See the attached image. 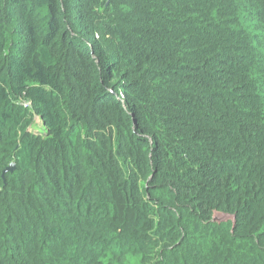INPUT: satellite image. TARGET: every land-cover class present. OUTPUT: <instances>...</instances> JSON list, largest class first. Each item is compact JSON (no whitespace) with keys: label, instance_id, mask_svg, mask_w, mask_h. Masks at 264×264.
<instances>
[{"label":"trees","instance_id":"trees-1","mask_svg":"<svg viewBox=\"0 0 264 264\" xmlns=\"http://www.w3.org/2000/svg\"><path fill=\"white\" fill-rule=\"evenodd\" d=\"M0 264H264V0H0Z\"/></svg>","mask_w":264,"mask_h":264},{"label":"water","instance_id":"water-1","mask_svg":"<svg viewBox=\"0 0 264 264\" xmlns=\"http://www.w3.org/2000/svg\"><path fill=\"white\" fill-rule=\"evenodd\" d=\"M14 169V165L13 163H11L7 168L4 169L3 171V174L5 172H12ZM2 174V175H3ZM233 216H229V215H226V214H222V213H215L214 216H213V220L215 221H225L227 219H232Z\"/></svg>","mask_w":264,"mask_h":264},{"label":"rangeland","instance_id":"rangeland-1","mask_svg":"<svg viewBox=\"0 0 264 264\" xmlns=\"http://www.w3.org/2000/svg\"><path fill=\"white\" fill-rule=\"evenodd\" d=\"M35 120H37L38 121V119L36 118Z\"/></svg>","mask_w":264,"mask_h":264}]
</instances>
